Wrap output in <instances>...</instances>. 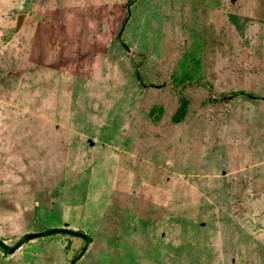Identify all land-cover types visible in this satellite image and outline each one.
<instances>
[{
    "label": "rangeland",
    "instance_id": "rangeland-1",
    "mask_svg": "<svg viewBox=\"0 0 264 264\" xmlns=\"http://www.w3.org/2000/svg\"><path fill=\"white\" fill-rule=\"evenodd\" d=\"M125 3L0 0V264H264V0Z\"/></svg>",
    "mask_w": 264,
    "mask_h": 264
},
{
    "label": "trees",
    "instance_id": "trees-1",
    "mask_svg": "<svg viewBox=\"0 0 264 264\" xmlns=\"http://www.w3.org/2000/svg\"><path fill=\"white\" fill-rule=\"evenodd\" d=\"M135 0H126V3H125V6L127 8V12L129 14L130 12V7L132 6V4L134 3ZM126 19V18H125ZM238 95H244L246 96V98H252L250 95H246L244 93H240ZM180 102H181V105L177 108L175 114L173 115L172 117V121L174 123H180L183 121L185 115H186V112H187V102L184 101V99H180ZM57 230V229H56ZM46 235H42L40 237H46V236H50V235H55V234H69V235H72V236H76V237H79V238H83L85 240V242L87 243L90 239L88 237H86V235H84L83 233L81 232H75V231H70V230H67V229H58L57 231H55V229H49L46 231L45 233ZM24 238H22L21 240H19V242H17V244L15 246H17L20 242H22ZM88 244V243H87ZM0 249L5 253L7 254V250H8V247L6 245L3 244V242L0 240ZM86 248H83L82 251H84Z\"/></svg>",
    "mask_w": 264,
    "mask_h": 264
},
{
    "label": "water",
    "instance_id": "water-1",
    "mask_svg": "<svg viewBox=\"0 0 264 264\" xmlns=\"http://www.w3.org/2000/svg\"><path fill=\"white\" fill-rule=\"evenodd\" d=\"M23 19H24V16H23V15H19V16H18V19H17V27H19V26L21 25ZM57 230H58V229H57ZM57 230L55 229V231H57ZM39 235H40V234L28 235V236L24 237V239H23L22 241H25V240H28V239L35 238V237H37V236H39Z\"/></svg>",
    "mask_w": 264,
    "mask_h": 264
},
{
    "label": "crops",
    "instance_id": "crops-1",
    "mask_svg": "<svg viewBox=\"0 0 264 264\" xmlns=\"http://www.w3.org/2000/svg\"><path fill=\"white\" fill-rule=\"evenodd\" d=\"M127 206H128V204H127ZM137 207H139V205H138V202H136L135 204H134V207L133 208H137ZM146 208H148V213L149 214H151V213H153L152 211H151V208L149 207V206H145ZM144 207V208H145ZM157 209H160V208H157ZM143 212V208L141 207V213ZM179 212H181V211H179ZM144 213V212H143ZM155 220L157 221V218H155ZM148 225H150V224H148ZM142 229H143V226H142ZM145 231H143V233H144ZM92 242V241H91Z\"/></svg>",
    "mask_w": 264,
    "mask_h": 264
},
{
    "label": "clouds",
    "instance_id": "clouds-1",
    "mask_svg": "<svg viewBox=\"0 0 264 264\" xmlns=\"http://www.w3.org/2000/svg\"><path fill=\"white\" fill-rule=\"evenodd\" d=\"M17 19H18V17H17ZM85 235V234H84ZM87 237V236H86ZM89 238V237H88ZM90 239V238H89ZM88 244H90L91 243V239L87 242ZM85 251V250H84Z\"/></svg>",
    "mask_w": 264,
    "mask_h": 264
}]
</instances>
